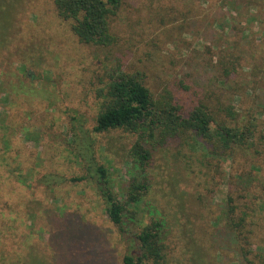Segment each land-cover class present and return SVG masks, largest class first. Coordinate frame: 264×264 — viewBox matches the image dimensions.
<instances>
[{
  "label": "rangeland",
  "instance_id": "374dc122",
  "mask_svg": "<svg viewBox=\"0 0 264 264\" xmlns=\"http://www.w3.org/2000/svg\"><path fill=\"white\" fill-rule=\"evenodd\" d=\"M110 24L111 46L85 45L55 0H0V264H124L154 221L166 264H264V0H124ZM120 73L214 120L209 139L156 152L127 235L92 183L70 181L84 175L69 145L81 121L127 192L137 136L93 133ZM221 126L242 141L225 146ZM48 175L67 181L48 187Z\"/></svg>",
  "mask_w": 264,
  "mask_h": 264
},
{
  "label": "trees",
  "instance_id": "16d2710c",
  "mask_svg": "<svg viewBox=\"0 0 264 264\" xmlns=\"http://www.w3.org/2000/svg\"><path fill=\"white\" fill-rule=\"evenodd\" d=\"M124 0H55L59 17L72 23V31L80 43L99 47L111 46L115 38L111 33V19L115 17ZM102 111L96 120L93 133L103 134L124 130L137 136L130 150L128 188L119 196L112 184L108 169L97 156L92 133L79 125L73 126L70 146L76 153L84 175L73 178V183H92L102 199L108 219L122 235L128 234V225L135 219L130 208L137 206L149 189V174L156 152L175 139L197 136L211 137L214 121L206 106H199L190 113L169 94L154 98L150 90L136 75L120 73L103 91ZM220 137L225 146L241 142L243 134L221 126ZM48 187L67 181L60 176H45ZM131 215V216H130ZM130 216V217H129ZM243 221L232 227L239 240L249 241L242 230ZM162 224L154 221L132 237L133 248L124 257V264H166V246L162 239ZM250 243L248 242V245ZM247 261L251 252H245ZM264 260V256H257ZM256 264V263H255Z\"/></svg>",
  "mask_w": 264,
  "mask_h": 264
}]
</instances>
